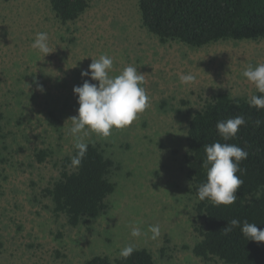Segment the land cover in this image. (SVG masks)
<instances>
[{
	"label": "rangeland",
	"instance_id": "obj_1",
	"mask_svg": "<svg viewBox=\"0 0 264 264\" xmlns=\"http://www.w3.org/2000/svg\"><path fill=\"white\" fill-rule=\"evenodd\" d=\"M88 1L74 22L62 24L49 0H0V109L12 105L23 116L20 126L9 127L15 137L12 162L0 161V264H84L97 254L118 256L129 245L149 249L158 264H208L185 248L198 237L183 160L187 127L212 96L257 92L242 73L249 65L264 64V39L199 48L177 41L162 44L142 25L137 0ZM39 32L49 37L52 52L45 57L32 47ZM101 55L113 59L110 75L137 67L149 107L131 125L113 128L116 138L106 140L122 165L109 212L72 227L55 217L49 200L40 195L56 169L48 162L34 164L30 156L52 132L44 122L49 102L60 109L65 104L61 127L74 142L68 132V119L79 107L73 87L83 84L81 71ZM181 74L194 80L182 84ZM155 225L160 231L153 238L149 229ZM133 227L140 229L139 237L131 235Z\"/></svg>",
	"mask_w": 264,
	"mask_h": 264
},
{
	"label": "trees",
	"instance_id": "obj_2",
	"mask_svg": "<svg viewBox=\"0 0 264 264\" xmlns=\"http://www.w3.org/2000/svg\"><path fill=\"white\" fill-rule=\"evenodd\" d=\"M49 3L55 19L62 24L74 22L89 6L88 0H49ZM137 4L142 25L162 44L177 41L199 48L225 40L264 39V0H137ZM84 78L95 83L90 77ZM249 99L218 93L192 115L187 127L183 160L199 222L194 224L198 236L195 243L185 248L208 264H264V242L247 241L240 227L224 234L232 219H238L241 226L247 221L264 229V109L251 107ZM14 102L20 104L18 98ZM48 105L44 122L52 132L41 146L34 145L30 158L34 164L48 162L56 174L41 188L40 195L49 200L52 214L64 217L68 225L90 224L109 212L110 198L121 180L122 165L106 141L114 140L116 134L112 130L106 139L95 133L85 136L86 155L80 166L74 167L72 159L78 152L75 139L69 143L61 127L65 104L61 109L56 102ZM15 114L18 115L12 105L0 109V161L3 163L12 162L15 137L9 127L23 122V116ZM237 116H243L246 125L240 126L236 137L224 141L218 134L217 123ZM256 120L262 121L259 127L255 125ZM217 141L234 144L249 153L240 163L243 174L236 173L244 181L235 193L237 200L227 206H214L207 198L200 201L197 197L198 187L206 181V169L202 166L205 145ZM66 144L68 150H65ZM121 146L127 149L129 144ZM134 249L127 259L120 254L113 258L97 254L84 264H158L149 249Z\"/></svg>",
	"mask_w": 264,
	"mask_h": 264
},
{
	"label": "clouds",
	"instance_id": "obj_3",
	"mask_svg": "<svg viewBox=\"0 0 264 264\" xmlns=\"http://www.w3.org/2000/svg\"><path fill=\"white\" fill-rule=\"evenodd\" d=\"M32 47L40 53L52 52L49 49V37L46 32L36 34ZM113 68V59L107 55H101L99 59H92L88 69L81 71L82 77H90L92 81L84 80L80 86L73 87V93L77 96L79 107L77 115L70 117L71 127L69 134L75 139L77 155L72 159V166L79 167L86 155L88 145L84 137L89 133H95L102 139L108 138L113 128L122 129L133 123L138 114L143 113L149 107V97L141 86L144 76L137 71V67L128 66L118 75H110ZM242 76L255 85L258 93L248 100L251 107L264 109V64L249 65L243 71ZM180 82L189 84L194 80L191 74H181ZM43 91L42 85H37ZM261 120H256L259 127ZM241 125H246L243 116L219 121L216 125L220 137L227 141L236 137ZM249 153L234 144L214 142L205 145V158L202 166L206 169V181L197 190L200 201L206 198L214 206L231 205L236 202V191L244 181L236 175L243 174L240 163L248 158ZM240 227L246 240L264 242V229L257 227L255 223L244 221L242 226L238 219H232L224 228V234L230 233L233 228ZM153 238L159 235V226H150ZM133 237H139L141 231L138 227L131 230ZM135 251L129 245L121 249L120 256L127 259Z\"/></svg>",
	"mask_w": 264,
	"mask_h": 264
}]
</instances>
